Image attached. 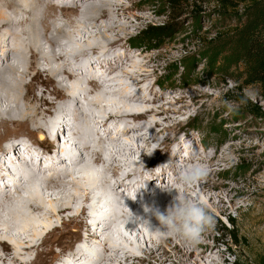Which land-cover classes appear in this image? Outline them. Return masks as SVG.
I'll use <instances>...</instances> for the list:
<instances>
[{"label": "bare ground", "instance_id": "bare-ground-1", "mask_svg": "<svg viewBox=\"0 0 264 264\" xmlns=\"http://www.w3.org/2000/svg\"><path fill=\"white\" fill-rule=\"evenodd\" d=\"M127 1L131 4L122 0H0V63H8L0 73V145L13 140L8 152H1L0 165L5 154L25 148L23 152L39 157L37 171L43 172L42 161L56 162L42 148L58 141L59 145H66L68 142H60L66 136L78 153L72 159L76 166L74 175L65 169L53 171L51 177L41 180V187L31 182L28 190L25 182H20L14 187L13 196L7 194L8 175L0 171V264H71L73 257L89 256L86 247L75 246L79 232L71 230L72 225L81 228L85 239L94 246L103 248L98 254L100 264H218L217 259L225 257L217 244L211 245L207 240L193 246L174 237L157 239L144 225L128 222L129 210L133 213L137 208L136 201L123 204L122 225L108 215L98 221L94 232L91 230L89 221L110 207L107 204L112 203L111 192L125 196L126 191L142 188L146 196L156 180L175 189L166 194V202L148 203L162 212L178 193L201 202L209 212L221 214L227 211V201L234 206L242 197L235 186L215 179L221 174L213 167L221 161L216 160V153L203 157L200 151L193 155L187 148L184 154L181 147L178 155L167 158L163 165L179 159V165L202 164L207 169L206 177L190 187L174 183L177 167L173 164L157 168L158 172L141 166L148 152L155 157L167 152L170 134L180 124L178 117L187 111L186 106L178 109L176 101L169 102L166 108L162 94L154 101L148 99L147 95L152 97L154 93V85L148 80L160 71L159 66L151 70L150 65L156 63L159 55L142 51L127 59L129 48L122 43L144 15H134L135 21L129 16V24L122 19L134 14L136 6L142 12L150 9L139 7L137 0ZM84 2L89 4L85 6ZM117 30L126 37H120ZM109 33L114 35L110 38ZM99 52L104 54L96 58L94 54ZM90 62H99L101 69L105 64L100 76L96 72L99 81L89 83L94 89L84 86L78 78ZM44 74L47 81L41 80ZM55 77L60 78L57 89L50 88ZM64 84L70 85L65 90L71 94L66 97L61 92ZM103 87L114 94L105 92ZM169 96L172 99L173 94L168 93V99ZM158 102L160 106L148 107ZM69 116H75L76 126L66 123ZM112 120L119 121L115 126L123 132L113 134L115 127L109 125L104 134L100 133V127ZM60 122L65 124L59 125ZM49 132L56 136L55 142ZM114 136L116 139H109ZM22 138L30 145L18 140ZM191 144L196 146L195 142ZM59 149L55 155L62 162L67 148ZM36 160L30 157L32 165ZM96 167L101 171H96ZM169 169L173 170V177L167 176ZM27 176L34 178L31 171ZM2 197L6 199L3 201ZM135 216L149 219L151 228L159 226L143 208ZM108 232L109 238L101 246L100 238ZM205 233L210 234L211 230ZM134 237L143 245L136 246Z\"/></svg>", "mask_w": 264, "mask_h": 264}, {"label": "rangeland", "instance_id": "rangeland-1", "mask_svg": "<svg viewBox=\"0 0 264 264\" xmlns=\"http://www.w3.org/2000/svg\"><path fill=\"white\" fill-rule=\"evenodd\" d=\"M137 1L139 7L149 8L150 11L142 12L136 6L134 14H128V17L122 19V22L129 24V16L135 21L134 15H144V18L137 22L138 27L130 28V33L127 35L117 30L120 37L127 36V39L122 43L129 48L126 49L128 50L127 59L142 51L159 55L156 63L150 65L151 70L153 67L159 66L160 71L155 77L148 80V84L154 85V93L152 97L149 95L147 97L150 101H154L162 94L166 98L164 100L166 108L168 104L176 101L178 109L183 110V106H186L185 110L187 111L184 116L178 117L180 124H177L175 131L173 130L174 132L170 134V142L166 147L167 152L163 151L157 157L153 152H148V157L141 160V166L143 165L144 170L150 169L158 172L157 168L163 166L167 158L171 156L170 152L174 145L182 147L184 154H187V147L183 146L184 141L195 142L196 146H193V149L200 151L203 157L216 153V160H221L216 162L220 164V167L217 164L213 167L217 173L219 171L221 174L216 175L215 179H221L223 182L235 186V189L242 193V197L234 206L228 204L227 201V211L224 214L217 211L209 212L214 217L215 224L210 228V234H202L200 241L207 240L214 246L217 244L219 249L225 253V257L217 259L218 264H235L238 259L251 263L257 254L264 253V114L253 115L252 111L255 108L247 107V105L240 107L238 111L229 112L223 105L224 100L238 101L243 93L237 89L238 84L236 83L240 77L238 74L241 70L240 63L237 61L238 57L234 48L229 47L233 40L227 34L237 26H243L246 13L242 9H223L214 0ZM122 2L126 5L131 4L127 0H122ZM82 8L84 9V7ZM58 14L60 13L58 12ZM111 22L113 23V21ZM149 25L173 26L174 34L171 38L161 40L156 44L137 46L135 39ZM113 35L108 34L110 38ZM99 53L94 54L96 58L104 54ZM97 65L99 64H96V67ZM57 78L52 80L50 88L57 89L59 87L57 82L60 79ZM47 79L48 76L45 74L41 77L43 81H47ZM64 85L60 89L63 96L66 97L68 96L66 94H71L65 90L70 85ZM94 87L88 88L94 89ZM250 88L255 89L257 96L255 101L249 102L253 106L261 107L264 112V88L254 86ZM110 92L114 94V91L110 90ZM168 93L173 94L172 99L170 96V99L167 98ZM174 95L179 98L175 99ZM160 105L158 102L153 107ZM45 108L47 107L45 106ZM69 117L70 119H68ZM69 117H67L66 123L76 124L75 116ZM112 117L115 116L112 115ZM63 123L65 124V122H60L59 125ZM105 124L107 123L105 122ZM102 127H100V133H105L102 132ZM114 132L115 129L113 134ZM134 133L136 135V132ZM49 137L55 142V135L50 133ZM10 140L11 138L0 145V156L1 152H8L11 148ZM18 140H23L22 143L30 145V142L24 138ZM59 146L63 150L59 141L57 144L49 143L46 149L42 148L44 153L49 154L50 158L55 159L54 161L58 164L60 161H57L55 153L57 150L61 151ZM179 163L182 162L175 159L173 165L182 166ZM0 167H2V169L0 168L2 171H0L3 173V163ZM95 169L98 172L101 171V168ZM4 174L7 176V173ZM167 176L173 177L172 169H169ZM145 178L144 176L143 179ZM120 181L124 184L123 180L120 179ZM150 187L152 188V185ZM162 202H166V198L160 200V203ZM230 219L233 220V227ZM226 224L231 227L228 228ZM76 227L72 225L70 229L76 233L79 232L78 241L75 242L77 247L78 242L83 239L84 231ZM89 230L90 227H88ZM233 230L235 234L239 235L238 246H235L237 242L231 241L228 237ZM133 240H135V244L137 243L136 246L143 245L138 238L134 237ZM165 264H172V261H167Z\"/></svg>", "mask_w": 264, "mask_h": 264}, {"label": "clouds", "instance_id": "clouds-1", "mask_svg": "<svg viewBox=\"0 0 264 264\" xmlns=\"http://www.w3.org/2000/svg\"><path fill=\"white\" fill-rule=\"evenodd\" d=\"M256 96L257 93L255 89L250 87L245 88L238 101L224 100L223 105L229 112H235L238 111L240 107L245 106L249 101H255ZM183 146L191 149L193 155H195L196 150L193 149L191 142L184 141ZM170 153L175 157L179 153V147L174 145ZM172 164L173 162H170L158 168H166ZM206 175L207 169L202 164L179 166L174 173V183L190 187L196 185L204 179ZM157 186L164 192L171 193L175 190L168 186L161 187L159 184ZM142 207L146 215L156 218L159 226L152 230L149 219L134 216L130 210L128 222L131 221L136 224L144 225L157 239L174 237L194 246L200 242L202 234L207 229L214 227L215 224L214 217L209 213L205 205L195 199L182 196L179 193L173 198V202L163 212L154 204L151 206L144 204Z\"/></svg>", "mask_w": 264, "mask_h": 264}, {"label": "trees", "instance_id": "trees-1", "mask_svg": "<svg viewBox=\"0 0 264 264\" xmlns=\"http://www.w3.org/2000/svg\"><path fill=\"white\" fill-rule=\"evenodd\" d=\"M216 4L226 10L242 9L246 13V20L241 27H236L228 36L232 37L231 49L234 48L238 57L241 70L238 72L239 79L237 89L243 91L249 87L264 88V0H214ZM174 27L170 25H149L142 30L135 39L136 45L156 44L161 40L169 39L174 34ZM214 43V42H211ZM140 44V45H139ZM247 107H253L252 114L255 116L263 115L261 107L253 106L248 102ZM2 169V167H1ZM4 170V168H3ZM2 171V170H1ZM231 226H234L230 219ZM227 225V224H226ZM228 226L227 227H231ZM231 241H235L238 246L239 235L231 231L228 235ZM242 240L243 238L240 237ZM235 264H264V253L257 254L252 262L238 259Z\"/></svg>", "mask_w": 264, "mask_h": 264}]
</instances>
